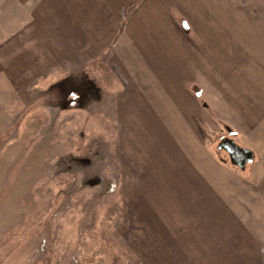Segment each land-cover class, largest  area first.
I'll list each match as a JSON object with an SVG mask.
<instances>
[{"label": "rangeland", "instance_id": "rangeland-1", "mask_svg": "<svg viewBox=\"0 0 264 264\" xmlns=\"http://www.w3.org/2000/svg\"><path fill=\"white\" fill-rule=\"evenodd\" d=\"M37 1L0 0V264H264V0L151 2L141 17L172 20L185 51L146 90L111 65L130 10L85 43L66 0ZM224 138L253 159L235 165ZM192 207L219 212L194 219L187 251Z\"/></svg>", "mask_w": 264, "mask_h": 264}, {"label": "crops", "instance_id": "crops-1", "mask_svg": "<svg viewBox=\"0 0 264 264\" xmlns=\"http://www.w3.org/2000/svg\"><path fill=\"white\" fill-rule=\"evenodd\" d=\"M41 1L39 0L37 2L40 3ZM154 1L156 0H109L110 6H108L107 4L103 3L101 0H98L97 2H95L94 0H66V2L69 3L68 12H66V14L68 15L67 18H69L68 21L70 22L69 27L73 28L71 30H75L76 26L73 27L74 24L82 27V30L79 32V34L83 37L80 39L76 34V36L71 37L74 41H81V42L82 40L84 41L85 36L83 32H85L84 31L85 28L88 26L93 27L95 24H97L98 29L96 33L93 34V36L88 39V41L95 42L97 40H102L104 35L107 36V34L108 35L110 34L109 33L103 34V29L101 30L100 28L106 26L108 29L109 28L108 26L111 27L114 25L115 27L118 26L120 22H122V18L124 15L122 14V11L130 10L128 12L130 14L127 23L128 27L125 30H122L123 34L121 36L119 35L118 38L120 42L113 47V53H115V58L117 56L118 60L117 62L115 60L113 61V63H111L113 70L122 78L123 82L125 84L126 82L128 83V89L134 86L133 89L135 90L138 89L146 90L145 85L138 87L137 84L139 83L146 84L147 82L150 83L148 86L149 89H153V88L157 89L155 85L151 84V81H153L154 78L150 75L152 73L155 74L159 73V74H163L164 77L167 78V73H169L168 69L165 67V65L166 66L169 65L167 64L166 61L162 62L161 58L166 59L169 57H176V55L177 56L179 55L178 53L179 51L184 50L183 45L181 49H178L177 46H173L172 42L177 41V38L174 37L179 36L181 40L184 33L182 29L172 27L173 25H175L173 24L172 20H169V18L166 17L164 14L162 19L150 20L149 17L146 16L141 17L142 15H145V11L149 9V4ZM161 1H163L165 4L164 9H166L168 6H172L171 5L172 3H177V5L181 3L182 5L180 6L181 7L184 6L185 8L208 9L210 7V4H213V2H215V0H211L212 2L210 0H206L207 2H204L205 0H161ZM207 3L208 5L205 7L203 4H207ZM186 4H190V5L187 6ZM155 8H157V6ZM52 9L53 8L49 10ZM55 10L57 11V8ZM72 10H74V13H71ZM105 11H112L111 15H105L104 14ZM56 14H57L56 12H48L49 15L48 21L50 22L49 25H52L54 22L55 25H53V27L57 25L56 17H55ZM102 14L105 16H110V20L114 19L118 24H115L114 21L104 20L102 18ZM38 32L39 29L34 34L37 35ZM64 33H66L65 30ZM71 34L74 33L72 32ZM71 34L68 33L69 36ZM42 35H45L46 38H44V36L42 38L48 41V39L50 38L49 37L50 30L44 32V34ZM61 35L62 34H59V38ZM62 37L64 36H61V38ZM59 38L56 39L60 40ZM64 38L68 40V37H64ZM33 40L35 39L33 38ZM88 41L85 40L84 42L86 43ZM168 43L170 44L169 46ZM187 50L189 49L186 48V51ZM187 55H190L189 51H187ZM191 55H194V53H191ZM137 57L138 58L150 57V59L155 58V61H153L152 64H154L156 70L152 69L150 65L148 66L146 64H143V60L140 59L137 60ZM201 166H203L201 168L202 169L201 174H204L208 178L210 174V169L206 167L205 162H202ZM187 211L190 212L187 213ZM197 212L198 211L194 210L193 207L191 209H187L183 211L182 217L185 218L186 220L181 225L176 227L179 231L178 232L179 234L182 233L192 234V242L182 247V249L184 248L187 251L196 250L194 246V236H193L194 233H196V227H194V219L197 217L208 219L207 223L209 225L211 224L212 226V222L210 221L209 218L211 216L215 217L214 214H216L219 211L217 212L208 211L207 217L204 215L206 212L202 211L203 213L196 214ZM255 215L258 220L260 219V222L264 221V210L255 212ZM229 217L232 218V215H230ZM256 218L253 216L252 220L256 222L257 221ZM220 219L222 220H218L214 224L218 226L219 225L228 226V222L224 220V217L221 216ZM180 227L182 228L181 230ZM260 227L263 229L264 225H260ZM260 232L261 231H259L257 234H259ZM261 234L263 235V232H261ZM175 248L177 250L178 247ZM187 259L189 260L188 257L185 258V260ZM196 259L199 258L193 259V257H191L190 258L191 262H187V263L199 264L200 262L198 260L196 261Z\"/></svg>", "mask_w": 264, "mask_h": 264}, {"label": "water", "instance_id": "water-1", "mask_svg": "<svg viewBox=\"0 0 264 264\" xmlns=\"http://www.w3.org/2000/svg\"><path fill=\"white\" fill-rule=\"evenodd\" d=\"M219 148L227 151L230 155L231 161L239 167H245V165L254 157L252 150L238 145L236 141L231 138H224L220 142Z\"/></svg>", "mask_w": 264, "mask_h": 264}]
</instances>
